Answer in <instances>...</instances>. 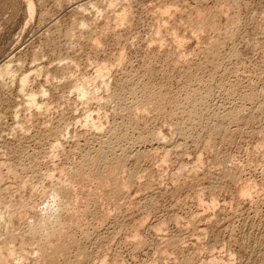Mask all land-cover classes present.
<instances>
[{
	"label": "rangeland",
	"instance_id": "obj_1",
	"mask_svg": "<svg viewBox=\"0 0 264 264\" xmlns=\"http://www.w3.org/2000/svg\"><path fill=\"white\" fill-rule=\"evenodd\" d=\"M28 1L0 0V69L12 61L14 71L13 76L9 73L12 77L0 76L7 82V87L0 82V164H13L19 172L12 176L6 166L0 167V201L5 200L0 209L8 210L7 205L14 212L34 203L38 209L29 216L43 219L39 215L43 208L47 221V206L54 199H45L42 191H51L62 178V169L82 164L84 155L94 157L115 126L124 130L130 126L126 133L131 141L127 138L125 144L129 151L151 153L153 158H132L127 169L138 170V184L126 195L105 201L113 213L107 221L89 220L93 236L83 245L91 251L90 264H112L114 259L124 264H183L186 258L192 264H211L212 258L216 264H264V115L257 110L264 100V0H32L37 8L32 19L25 10ZM164 10L170 14L161 19ZM102 63L110 65L105 78L98 74ZM26 75L30 80L22 95L19 82ZM81 83H87V91L96 89L99 99L81 98L74 88ZM147 88L152 93L144 94ZM40 89L49 94L41 96ZM122 90L128 113L108 103L112 92ZM159 91L169 95L164 100L168 103L159 102L163 109L152 104ZM33 92L39 105L29 109L26 97ZM246 93L260 100L245 101ZM192 104L203 115L200 123L186 119ZM234 108L241 110L240 124H224L220 118ZM98 121L105 125L101 131L91 124ZM178 122L194 126H183V133L176 136L172 130ZM160 131L162 136L155 141ZM231 170H236L239 181L233 180ZM48 173L53 177L48 178ZM30 177L37 188L19 191L17 183ZM242 185H250L252 191L243 199ZM202 200L209 205H202ZM19 219L17 214V231L5 234L9 242L16 231L15 244L0 238V245L20 250L21 234L29 236L33 224L31 219L30 224ZM41 219L33 223L44 222L38 240L43 244L48 233L43 226L49 224ZM136 231L145 239L142 246L134 241ZM75 233L83 239L81 232ZM31 257L25 264H34Z\"/></svg>",
	"mask_w": 264,
	"mask_h": 264
},
{
	"label": "bare ground",
	"instance_id": "obj_2",
	"mask_svg": "<svg viewBox=\"0 0 264 264\" xmlns=\"http://www.w3.org/2000/svg\"><path fill=\"white\" fill-rule=\"evenodd\" d=\"M41 1H43V0H41ZM40 1V2H41ZM45 1V0H44ZM43 1V2H44ZM43 2H41V3H43ZM46 2V1H45ZM45 6V5H44ZM126 6V5H125ZM124 6V7H125ZM79 9L80 10H83L84 9V6H80L79 7ZM167 9H168V7H167ZM170 9V8H169ZM168 9V10H169ZM26 11H27V13H28V18H33V16L35 15V13H36V10H37V8H36V4L32 1V0H30V1H28L27 2V6H26V9H25ZM79 10V11H80ZM168 10H164V11H162V13H161V15H159V16H161V19H163L164 17L163 16H166V15H164L165 13H167L168 12ZM161 11V10H160ZM223 11V10H222ZM174 12V11H173ZM218 12V11H217ZM219 12H220V10H219ZM169 14H170V11L168 12ZM167 13V14H168ZM49 15V14H48ZM172 15V14H171ZM212 15V14H211ZM216 15V14H215ZM42 16V15H41ZM44 16V15H43ZM45 16H47V13L45 14ZM44 16V17H45ZM120 16V15H119ZM169 16V15H168ZM206 16V15H205ZM125 16L123 15V17L122 18H124ZM200 17V16H199ZM171 18V17H170ZM46 19V18H45ZM120 19H121V17H120ZM127 18L125 17L124 18V20H126ZM204 19V18H203ZM202 18L201 19H198V20H201V21H203L204 22V20H203ZM215 19V18H214ZM43 20V19H42ZM118 20H119V18H118ZM166 21V20H165ZM119 22V21H118ZM126 22V21H125ZM159 22V21H158ZM168 22H169V20H168ZM207 22V21H206ZM209 22V21H208ZM213 22V21H212ZM123 22H121V24H122ZM176 23V22H175ZM197 23H199V22H197ZM77 24V23H76ZM82 24V23H81ZM125 24V23H124ZM159 24V23H158ZM164 24V23H163ZM167 24V23H166ZM211 24V23H210ZM199 25V24H198ZM200 25L203 27V29L204 28H206L205 27V24L204 23H200ZM208 25V24H207ZM78 26V28H79V25H77ZM85 26V25H84ZM167 26V25H166ZM175 26V25H174ZM81 27H83L82 25H81ZM160 27V26H159ZM176 27V26H175ZM198 27H200V26H198ZM201 27V28H202ZM77 28V27H76ZM163 28V27H162ZM167 28V27H166ZM165 28V29H166ZM164 29V30H165ZM168 29V28H167ZM166 29V30H167ZM175 29V28H174ZM178 29V28H177ZM200 29V28H199ZM80 30H81V28H80ZM159 30H160V28H159ZM202 30V29H201ZM201 30L199 31V32H201ZM205 30V29H204ZM158 31V30H157ZM156 32V31H155ZM159 32V34L161 35V32L160 31H158ZM165 32V31H164ZM171 32H173V31H171ZM202 32H204V31H202ZM75 33V32H74ZM74 33H73V35H74ZM158 35V34H157ZM172 35V34H171ZM175 35H177V34H175ZM198 35V34H197ZM159 36V35H158ZM172 37V36H171ZM178 37V36H177ZM159 38V37H158ZM162 38V37H161ZM178 39V38H177ZM161 40V39H160ZM164 40V39H163ZM173 40V39H172ZM182 40V39H181ZM157 41V40H156ZM175 41V40H174ZM52 42V41H51ZM159 42V41H158ZM179 42V41H178ZM99 43V42H98ZM180 43V42H179ZM53 44V43H52ZM156 44V43H155ZM182 44V43H181ZM49 45H51V44H49ZM54 45V44H53ZM98 45V44H97ZM102 45V44H101ZM99 46V45H98ZM97 46V47H98ZM161 46V45H160ZM183 46V45H182ZM54 47V46H53ZM94 47V46H93ZM166 47V46H165ZM180 47V46H179ZM52 48V47H51ZM100 48V47H99ZM185 54V53H184ZM36 57V55L34 54L33 55V57ZM182 56H185V55H182ZM34 57V58H35ZM122 57V56H121ZM187 57V56H186ZM117 58V57H116ZM123 58V57H122ZM36 59V58H35ZM124 59V58H123ZM181 59V58H180ZM125 60V59H124ZM38 61V60H37ZM120 61V60H119ZM12 62V61H11ZM7 63V64H3L4 66H2V68L0 69V76H2L1 78H3V75H6V77L8 76V75H10L11 73H13L14 71H12L13 69H12V64L13 63ZM107 62V61H106ZM124 62V61H123ZM73 64H75V66H77L76 65V63H73ZM103 64V63H102ZM121 64V63H120ZM101 65V64H100ZM23 66V65H22ZM98 67V66H97ZM110 70V65H109V68H108V65H104L103 64V66L99 69V73L98 74H100L101 76H102V78H105L106 76H105V72L107 71V70ZM40 69H38V71H39ZM37 71V73H39L40 74V72L41 71H39L38 72ZM98 72V71H97ZM10 73V74H9ZM42 73H43V71H42ZM8 74V75H7ZM36 74V73H35ZM106 74H107V72H106ZM110 74V73H109ZM12 76H13V74H11ZM10 75V76H11ZM37 75V74H36ZM108 75V74H107ZM11 76V77H12ZM38 76V75H37ZM41 76V75H40ZM101 76H99V78L101 77ZM105 76V77H104ZM9 77V76H8ZM108 77V76H107ZM4 78H5V76H4ZM48 78V77H47ZM98 78V77H97ZM1 80V79H0ZM30 79H29V77L26 75V76H23V78H21V82H19V84L21 85L20 87H21V90H20V87H19V90L21 91V94L22 95H24L22 92H24L25 91V89H27L28 87V85H29V81ZM52 80V79H51ZM5 80H3L2 79V81H0V82H2L3 84L6 82H4ZM50 81V80H49ZM88 82V81H87ZM103 82V81H102ZM1 83V84H2ZM7 83V82H6ZM6 83H5V87H7L6 86ZM106 83H108V82H106ZM0 84V85H1ZM78 84V83H77ZM102 84V83H101ZM8 85V84H7ZM4 86V85H3ZM76 86V85H75ZM87 83H86V86H85V84H82L81 83V86H76V87H74V88H76L75 89V91H79V95H81L82 97L81 98H84V100H85V98L86 99H89L90 97H93V98H98V96H96L97 94H95V93H97L96 92V89H95V92L93 93V92H90V90L89 91H87L88 89H87ZM107 87H108V85H106ZM4 87V88H5ZM12 87V86H11ZM90 87V86H89ZM104 87H105V85H104ZM1 88H2V86H1ZM0 88V89H1ZM8 88H9V86H8ZM7 88V89H8ZM91 88V87H90ZM98 88V87H97ZM208 88V87H207ZM43 89V88H42ZM111 89V88H110ZM109 89V90H110ZM209 89V88H208ZM4 90V89H3ZM47 90V89H46ZM46 90H41L40 89V91L39 92H41L42 93V95H41V93H40V95L41 96H46V94H49V93H47V91ZM107 90V89H106ZM161 90V89H160ZM1 91V90H0ZM77 91V92H78ZM131 91V95H136L137 93V91L136 90H134V89H132V90H130ZM165 91V90H164ZM49 92V91H48ZM115 92V91H114ZM112 92L110 95H109V101H108V103H111V102H113V103H115V105H117L118 107L120 106L121 108H118V110L120 111V110H123L124 112H127L126 110H128V112H129V108L127 107V106H125V105H123L124 104V101H125V94H126V92H124V90H122V92H120V94H117V93H119V92ZM143 92H144V94H146V95H148L149 93H152V91H150V89H148L147 88V90L145 89V90H143ZM231 92V91H230ZM25 93H26V91H25ZM34 93V92H33ZM154 93V92H153ZM32 94V93H31ZM29 95L28 96V98L26 97V104H27V107H29V109H31V107L32 108H34L33 106H35L36 104L37 105H39L38 103H37V95L34 93V94H32V95ZM157 97H158V99H152V104H156V106H158L157 104H159V102L160 101H164L165 99H167L166 97H169V95L167 96V94H162V93H160V91L159 92H157V93H154ZM232 94H234V93H232ZM262 94V93H261ZM36 95V96H35ZM51 95V94H50ZM245 97H243V99L246 101V100H251V101H254V99H255V97H256V94L254 95V94H248L247 95V93L246 94H243ZM242 95V96H243ZM95 96V97H94ZM207 96V95H206ZM257 96H259V95H257ZM24 97V96H23ZM102 97V96H101ZM231 97V96H230ZM80 98V99H81ZM207 98V97H206ZM99 99V98H98ZM242 99V98H241ZM82 100V99H81ZM80 100V101H81ZM84 100L82 101V102H84ZM90 100H93V99H91L90 98ZM90 100H85L86 102H89ZM94 100H96V99H94ZM256 100V99H255ZM259 100H260V97H259ZM258 100V97H257V100L256 101H259ZM101 101H102V99H101ZM161 102V103H166L165 101L164 102ZM86 102H84V103H86ZM105 102H107V101H105ZM103 103H104V101H103ZM159 104V107L160 108H162L163 109V107L164 106H160V105H162V104ZM168 103V102H167ZM171 103L177 108V103L176 102H174V101H171ZM198 103V102H197ZM87 104V103H86ZM172 104H170V105H172ZM195 104V103H194ZM199 104H200V102H199ZM199 104H197V105H199ZM259 106H257V110H259L260 111V113L261 114H263L264 115V100H263V102H262V100L261 101H259ZM193 105V104H192ZM167 106V105H166ZM179 106V105H178ZM194 106V107H193ZM192 106V108L193 109H189L190 111L188 112V114H187V110L184 112V113H186L187 115H185L186 116V119L187 120H189V121H192L193 123H194V121H197L198 122V120H200V119H202L200 116H203L202 114L200 115L199 114V112H200V108L198 109H196V110H199V112L197 113V111L195 110V105H193ZM237 106V105H236ZM240 106V105H239ZM36 107H38V106H36ZM158 107V108H159ZM41 108V107H40ZM156 109H157V107H155ZM233 108V107H232ZM240 108V107H239ZM35 109V108H34ZM162 109H157V110H159V112L162 110ZM181 109V108H180ZM186 109V108H185ZM230 109V108H229ZM257 110H256V112H257ZM122 111V112H123ZM177 111H179V110H177ZM184 111V110H183ZM40 112V111H39ZM123 112V113H124ZM127 112V113H128ZM121 113V112H120ZM162 113V112H161ZM175 113V112H174ZM183 113V114H184ZM201 113V112H200ZM246 113V112H245ZM252 114H253V111L251 112ZM122 114V113H121ZM170 114V113H169ZM173 114V113H172ZM182 113H180V115H181ZM182 114V115H183ZM127 115V114H126ZM215 115V114H214ZM216 115H218V114H216ZM159 116V115H158ZM166 116V115H165ZM260 116V115H259ZM90 116H88L87 117V119L89 118ZM173 117H174V115H173ZM172 117V118H173ZM177 117V116H176ZM200 117V118H199ZM214 117V116H213ZM217 117V116H216ZM170 118H171V116H170ZM250 118V117H249ZM260 118V117H259ZM90 119V118H89ZM91 119H92V117H91ZM94 119V118H93ZM99 119V118H98ZM169 119V118H168ZM177 119V118H176ZM216 119H218V118H216ZM256 119V118H255ZM173 120H174V118H173ZM186 120V121H187ZM219 120V119H218ZM217 120V121H218ZM220 120L222 121V122H224V124L226 123V121H228L230 124L231 123H237L238 125L240 124L239 122H241V110L239 109L238 110V108H234V109H232V110H230L229 112L227 111V113H225L224 114V116L223 117H221L220 118ZM246 120V119H245ZM249 120V119H248ZM248 120H246V121H248ZM253 120V118L250 120V121H252ZM88 120H86L85 121V123L87 122ZM189 121H187V122H189ZM220 121V122H221ZM244 121V120H243ZM177 122V121H176ZM182 122H185V121H182ZM182 122H178V123H176L175 124V130H172V131H175V132H173V135H176V136H178L180 133L182 134L183 132V129L188 125H184V123H182ZM191 122V123H192ZM201 121H199L198 123H200ZM222 122H221V124L219 125L218 123H217V125H219V127L222 125ZM228 122H227V124H228ZM260 122V121H259ZM100 123V121H98V123H96V122H92L91 124H92V127H94L93 129H96V131L98 130V131H101L104 127H105V125L103 126V125H101V124H99ZM101 123H103V122H101ZM175 123V122H174ZM185 124H186V122H185ZM216 124V123H215ZM236 124V125H237ZM122 125V124H121ZM192 125V124H191ZM190 125V126H191ZM216 125V126H217ZM129 126V125H128ZM183 126H184V128H183ZM188 127V128H191L192 126H194V125H192L191 127ZM214 126V125H213ZM215 126V127H216ZM227 126H230V125H227ZM246 126V125H245ZM119 127V126H118ZM116 127L115 126V129H113V131L111 132V136L110 137H108L109 139H106V140H104L103 139V141H102V144H100L101 145V147L98 149V150H95L96 152L94 153V157H92L91 155H84L83 156V158L81 159V163L82 164H80V165H74V167L72 166V168L69 170V171H66V170H63L62 169V178L60 179V181L58 182L57 181V183H56V185L54 186V187H52V189H51V191H49L48 192V190L47 191H45L44 189V191H42V196H44L45 195V199L47 198L46 196H48L49 198L50 197H52L51 199H54L53 200V204H55V201H56V204H55V209L53 210V204L51 205V200L49 201V203H50V206H49V204H48V208L50 207V215H48V214H45V215H47V217L45 216V218L47 219V221L44 219V213H43V208H42V210H40V211H42L41 212V214L39 213V215H43V219L49 224V225H45V226H43V227H45V228H47L46 229V232H48L46 235H45V242L42 244V243H40V242H43V241H38V240H40V234H42V232H43V228H42V226L41 225H43V219H41L42 218V216H41V218H39V216H34L35 218H39V220H37V219H34L33 218V220H37V221H39V223L41 222L40 221V219L42 220V222L43 223H41V224H38V222L36 223L37 224V226L33 223V222H35V221H33L32 220V218L30 217V216H32V215H30V211H32V210H36V209H38V208H36V207H38V206H36L34 203L32 204V203H26V204H24V205H22V203L24 202V201H22L21 200V205H22V207H20L21 205H18L19 207H20V209L19 210H17V211H15L14 209V212L13 211H11L12 210V208H11V210H9L10 208H8V206L5 204V202H2V204L3 205H6V206H4L5 208H7L8 210H4V211H2V209H0V238L1 239H3L4 238V241L6 240L5 239V237L6 236H8L7 234H8V232H14V230H16L17 231V227L15 226V223H14V220H15V218H16V215L18 214L19 215V220L22 222V219H25V221L26 222H28L29 221V219H31L32 220V226H34V228H32V226L30 227L29 225V227H28V231H27V233L29 232L30 233V237L29 236H24L23 234H21V236H23L22 238H23V240H22V238H21V236H20V238H21V240L20 241H22V245H20L21 246V248L20 247H18V248H20V250H18L17 248H15V246L13 247H11V245H9V246H7L8 244H4V242H2V244H4L5 246H3V245H0V264H25L26 262L25 261H27L28 260V258L29 257H31L30 255H32L33 257H31L32 259H34V264H90V261H91V251H89V250H87L85 247H84V245H83V242L84 241H89L91 238H92V236H93V234H92V232L90 231V229H89V227L91 226V222H95V221H97V222H101V223H103V222H105V221H107L109 218H110V216H111V214H113L112 212H111V209L107 206L109 203H105V201H110L111 199V201H113L114 199H116V198H119V197H121V196H123V195H126V193H128L130 190H132V188L134 187V186H136L137 184H138V178L137 177H139V176H137V172H138V170H137V172H136V170H128L127 169V166H128V163L130 162V160L132 159V158H134V157H136V159L138 158V159H144V158H146L147 159V157H151L152 155H151V153H149V152H147V153H149V154H146V152L145 153H143V152H141V153H135V154H132L130 151H129V147H130V145L129 144H127V145H129V146H127V145H125L126 144V142H127V138L129 139V136H128V129H129V127H128V129L127 130H124L123 129V127ZM124 127H125V125H124ZM200 127V126H199ZM223 127V129H224V125L222 126ZM221 127V128H222ZM239 127V126H238ZM241 127V126H240ZM244 127V126H243ZM242 127V128H243ZM121 128V129H120ZM126 128V127H125ZM174 128V127H173ZM214 128V127H213ZM212 128V129H213ZM227 130L229 129V128H226ZM226 129H225V131H226ZM241 129V128H240ZM158 130H159V128H158ZM186 130V129H185ZM185 130H184V132H185ZM189 130V129H188ZM191 130V129H190ZM218 130L219 129H214L213 131H214V134L215 133H218ZM126 131H127V133H126ZM155 131V130H154ZM230 131V130H229ZM229 131H227V132H229ZM236 131H237V129H236ZM259 131V130H258ZM152 132V131H151ZM150 132V133H151ZM193 132V131H192ZM226 132V133H227ZM246 132V131H245ZM150 133H149V136H150V138L153 136H151L150 135ZM175 133V134H174ZM212 133V132H211ZM220 133V132H219ZM225 133V134H226ZM56 134V133H55ZM151 134H153V132L151 133ZM155 134V133H154ZM162 133H161V131H160V134L159 133H157L156 134V137H157V139H156V137H155V135L153 136V138L155 137V141H157L158 140V138H160L162 135H161ZM185 134H186V132H185ZM187 134H189V133H187ZM213 134V135H214ZM221 134V133H220ZM57 135V134H56ZM161 135V136H160ZM184 135V134H183ZM182 135V136H183ZM212 135V136H213ZM148 136V137H149ZM175 136V137H176ZM181 136V135H180ZM185 136H187V135H185ZM189 136V135H188ZM187 136V137H188ZM193 136V135H192ZM219 136V135H218ZM234 136V135H233ZM164 137V136H163ZM163 137H162V139H163ZM174 137V136H173ZM173 137H171L172 139H173ZM225 137V136H224ZM54 138V137H53ZM144 138L142 137V139H140L142 142L144 141L143 140ZM223 139V138H222ZM229 139V138H228ZM232 139V138H231ZM102 140V139H101ZM130 140V139H129ZM139 140V141H140ZM147 140V139H146ZM152 140V139H151ZM160 140V139H159ZM168 140V139H167ZM221 140V139H220ZM100 141V140H99ZM131 141V140H130ZM129 141V142H130ZM140 141V142H141ZM164 141V140H163ZM210 141V140H209ZM232 141V140H231ZM161 142H162V140H161ZM128 143V142H127ZM163 143V142H162ZM166 143H168L167 141H166ZM165 143V144H166ZM170 143V142H169ZM210 143V142H209ZM216 143V142H215ZM218 143V142H217ZM99 145V146H100ZM215 145V144H214ZM208 145H206V147H207ZM56 147V146H55ZM205 147V146H204ZM213 147V146H212ZM217 147V146H216ZM57 148H58V146H57ZM207 148H209V146L207 147ZM180 149V148H179ZM206 149V148H205ZM214 149V148H213ZM215 149H217V148H215ZM168 151V150H167ZM212 151V150H211ZM170 152H171V150H170ZM153 154V153H152ZM165 154V153H164ZM149 155H151V156H149ZM22 156V155H21ZM165 156V155H164ZM168 156V155H167ZM201 156V155H200ZM166 157V156H165ZM164 157V159H166ZM151 158H153V157H151ZM200 158V157H199ZM202 158V157H201ZM231 158V157H230ZM226 159V158H225ZM145 160V159H144ZM164 161V160H163ZM167 161V160H166ZM202 161V160H201ZM226 161H227V159H226ZM165 162V161H164ZM195 162V161H194ZM2 164V163H1ZM0 164V165H1ZM7 164V163H6ZM10 164V163H9ZM163 164H165V163H162L161 165H163ZM225 164H226V162H225ZM3 165L4 166H6L5 164H2V166H0V167H2L3 168ZM230 165V164H229ZM18 166H20V165H18ZM7 167V169H8V172L10 173V175H12V176H16L17 177V175L19 174V172H18V167H16V166H13V164L12 165H7L6 166ZM163 166H161V168H162ZM136 168V167H135ZM224 168H225V166H224ZM69 169V168H68ZM227 169V168H226ZM238 169V168H237ZM234 170V169H233ZM233 170H231L232 171V178H233V180L235 181V182H237V181H239L240 180V176L239 175H237V172H235V171H233ZM224 171H226L225 169H224ZM48 172V171H47ZM3 171L1 170V168H0V181H2V179H3ZM231 173V172H230ZM229 173V174H230ZM52 174V173H51ZM148 174V173H147ZM9 175V174H8ZM46 175V174H45ZM210 175H211V173H210ZM35 176V175H34ZM33 176V177H34ZM48 178H50L51 176L53 177V175H50L49 173L46 175ZM188 176V175H187ZM27 177H29V176H27ZM144 177V176H143ZM147 177H148V175H147ZM151 177V176H150ZM230 177V176H229ZM228 177V178H229ZM8 178H9V176H8ZM31 179H32V177H30V178H27V180L26 179H23V180H21L20 182H18L17 184V187H18V189H19V191L20 190H22V189H24L25 190V188H27V187H31V189L34 191V188H37V187H35V185H34V183L33 182H31ZM52 179V178H51ZM56 179V178H55ZM140 179V178H139ZM14 180V179H13ZM153 180H154V178H153ZM243 180V179H242ZM241 180V181H242ZM54 181V180H53ZM247 181V180H246ZM249 181V180H248ZM233 182V181H232ZM1 183V182H0ZM2 183H3V181H2ZM148 183H149V181H148ZM148 183L146 184V185H148ZM150 183H151V181H150ZM149 183V184H150ZM178 183V182H177ZM247 183H249V182H247ZM251 183V182H250ZM54 185V184H53ZM175 185V184H174ZM241 185V184H240ZM255 185V184H254ZM52 186V185H51ZM149 186V185H148ZM6 187V186H5ZM29 187V188H30ZM41 187H43V186H41ZM146 187V186H145ZM240 187V186H239ZM241 187H243L242 188V190L240 191L239 190V192H241V193H239V195L241 194L242 195V197H240L241 199H243V196H246V195H248V194H250V191H249V187H250V185L249 186H246V185H242ZM148 188V187H147ZM219 188V187H218ZM46 189V188H45ZM140 189H142V188H140ZM253 189V188H252ZM7 190V189H6ZM154 190V189H153ZM192 190V189H191ZM17 191V190H16ZM35 191H36V189H35ZM178 191V190H177ZM203 191V190H202ZM221 191V190H220ZM146 192V191H145ZM201 192V191H200ZM252 192V191H251ZM256 192V191H255ZM12 193V192H11ZM33 193V192H32ZM36 193V192H35ZM24 194V193H23ZM36 194H38V193H36ZM44 194V195H43ZM199 194V193H198ZM139 195V194H138ZM212 195V194H211ZM10 196V195H9ZM254 196H255V194H254ZM22 197V196H21ZM31 197V196H30ZM126 197V196H125ZM124 197V198H125ZM137 197V196H136ZM135 197V198H136ZM4 198V197H3ZM2 198V199H3ZM11 198V197H10ZM128 198V197H127ZM199 198V200L201 199L200 197H198ZM2 199H1V201H2ZM14 199V198H13ZM20 199V198H19ZM212 199V198H211ZM215 199H217V198H214V199H212L211 201H213L214 200V202L216 201V203H217V200H215ZM245 199V198H244ZM4 200V199H3ZM29 200V199H28ZM129 200H131V199H129ZM198 200V201H199ZM1 201H0V203H1ZM5 201V200H4ZM123 201V200H122ZM147 201V200H146ZM211 201H210V204H211ZM233 201V200H232ZM253 201V200H252ZM10 202H12V201H10ZM9 202V203H10ZM14 202V201H13ZM214 202H212V205L215 207V205H214ZM25 203V202H24ZM154 203V202H153ZM201 203V202H200ZM203 203H205V201L203 202V200H202V205H205V204H207V203H205V204H203ZM215 203V204H216ZM8 204V203H7ZM114 204V203H113ZM226 204V203H225ZM38 205V204H37ZM41 205V204H40ZM46 205V204H45ZM207 205H209V203L207 204ZM10 206H12L11 204H10ZM52 206V207H51ZM211 206V205H210ZM3 207V206H2ZM2 207H0V208H2ZM13 207V206H12ZM45 207V206H44ZM116 207V206H115ZM212 207V206H211ZM16 208H18V207H16ZM40 208V209H41ZM51 208H52V212L53 213H51ZM47 210H49V209H47ZM46 210V208H45V210L44 211H46L47 213H49L48 211ZM114 210V209H113ZM115 210H117V207H116V209ZM38 211V210H37ZM110 212H111V214H110ZM213 212V211H212ZM43 213V214H42ZM30 215V216H29ZM50 216V217H49ZM91 216V217H90ZM165 216V215H164ZM33 217V216H32ZM48 217H49V219H48ZM176 217V216H175ZM18 218V217H17ZM93 220V221H91V220ZM117 219V218H116ZM147 219V218H146ZM91 222H90V221ZM192 220V219H191ZM196 220V219H195ZM25 222V223H26ZM30 222V221H29ZM28 222V224H30ZM46 222H45V224H46ZM177 223V222H176ZM23 224V223H22ZM163 224V223H162ZM166 224V223H165ZM164 225V224H163ZM162 225V226H163ZM94 226V225H93ZM92 226V227H93ZM165 226V225H164ZM35 227H37V228H35ZM49 227L52 229V230H50L49 229ZM157 227V226H156ZM22 228V227H21ZM29 228H30V230H32L31 232L29 231ZM138 228V227H137ZM75 230H77V231H79V232H81L83 235H82V237H83V239L80 237L81 236V234H80V238L82 239V240H80L79 238H77L78 236L76 235L77 233H75ZM15 231V233H16V236H15V233H13L14 234V237H16V238H12L11 237V243L13 242L14 244H15V240L17 239V237H19V234H17V232ZM24 232L26 231V230H23ZM39 231H41L39 234H38V232ZM121 231V230H120ZM134 231V230H133ZM22 232V231H21ZM20 232V233H21ZM23 232V233H24ZM7 233V234H6ZM27 233H24V234H27ZM120 233V232H119ZM5 234H6V236H5ZM12 234V235H13ZM11 235V236H12ZM134 235V234H133ZM136 236V238L137 239H134V241L136 240L137 242H138V245L140 246H142V244L144 245L145 243H144V241H145V239L143 240V238H141L140 237V231H136V234H135ZM29 237V238H28ZM43 237V236H42ZM248 238V237H247ZM260 239V238H259ZM8 240V239H7ZM6 240V241H7ZM14 240V241H13ZM42 240H44V238L42 239ZM179 240V239H178ZM9 241V242H10ZM172 241H174V240H172ZM8 241H7V243H9ZM109 242V241H108ZM137 242H136V244H137ZM175 242H176V240H175ZM262 242V241H261ZM10 243V244H11ZM131 243V242H130ZM135 243V242H134ZM165 243H170V241L169 242H165ZM164 243V244H165ZM173 243V245L172 246H176L177 245V242H176V244L174 243V242H172ZM258 243V242H257ZM19 244H21V243H19ZM171 244V243H170ZM259 244H260V242H259ZM134 245V244H133ZM138 245H137V247H138ZM258 245V244H257ZM30 246H34V249H32ZM36 246H37V248H36ZM174 246V247H175ZM263 246V245H262ZM224 247H225V245H224ZM205 249V248H204ZM102 250V249H101ZM140 250V249H139ZM138 250V251H139ZM167 252V251H166ZM191 255V254H190ZM193 255V254H192ZM194 256V255H193ZM230 256H232L231 254H230ZM192 257V256H191ZM117 258V257H116ZM232 258V257H231ZM230 258V259H231ZM213 259V261H214V258H212ZM212 259H211V264L212 263H214V262H216L217 263V261H214V262H212ZM118 260H119V258H118ZM183 260V259H182ZM220 261V260H219ZM219 261H218V263H219ZM103 262V261H102ZM221 262H222V260H221ZM224 262V261H223ZM222 262V263H223ZM182 263V262H181ZM180 263V264H181ZM193 263V261H192V259L191 258H186L185 259V261H184V263L183 264H192ZM216 263H214V264H216ZM221 263V264H222ZM94 264V263H93ZM112 264H124V263H120L119 261H117V260H115L114 259V261H113V263ZM209 264V263H208Z\"/></svg>",
	"mask_w": 264,
	"mask_h": 264
}]
</instances>
